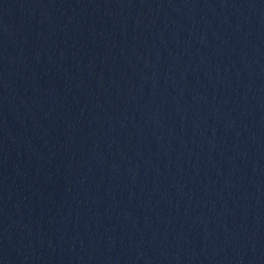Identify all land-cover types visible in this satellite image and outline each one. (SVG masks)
Listing matches in <instances>:
<instances>
[{"label": "water", "instance_id": "1", "mask_svg": "<svg viewBox=\"0 0 264 264\" xmlns=\"http://www.w3.org/2000/svg\"><path fill=\"white\" fill-rule=\"evenodd\" d=\"M0 264H264V0H0Z\"/></svg>", "mask_w": 264, "mask_h": 264}]
</instances>
